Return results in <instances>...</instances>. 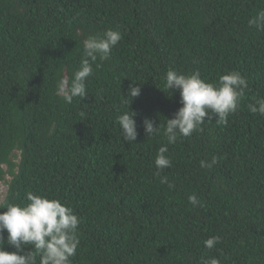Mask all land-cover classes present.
<instances>
[{
	"label": "trees",
	"instance_id": "trees-1",
	"mask_svg": "<svg viewBox=\"0 0 264 264\" xmlns=\"http://www.w3.org/2000/svg\"><path fill=\"white\" fill-rule=\"evenodd\" d=\"M262 9L264 0H0V212L29 192L67 204L81 219L71 264H264V116L247 108L264 98V30L248 25ZM108 28L123 39L93 65L88 96L65 103L58 81L79 68L83 40ZM170 70L209 83L240 73L248 87L227 126L206 120L167 145L165 119L181 106L164 88ZM130 85L141 94L127 144L117 117ZM145 117L158 135L147 138ZM165 145L171 190L154 166Z\"/></svg>",
	"mask_w": 264,
	"mask_h": 264
},
{
	"label": "clouds",
	"instance_id": "clouds-1",
	"mask_svg": "<svg viewBox=\"0 0 264 264\" xmlns=\"http://www.w3.org/2000/svg\"><path fill=\"white\" fill-rule=\"evenodd\" d=\"M249 27L255 26L264 30V9L249 19ZM123 39L119 30L106 29L102 34L90 35L83 40V51L79 68L71 79L61 78L57 83V95L65 103L71 104L75 97L81 100L88 96L86 81L93 73V65L97 68L109 59L112 49ZM99 61L100 63H97ZM248 84L240 73L232 71L219 77L218 82L209 83L201 78L199 71L191 74H178L174 70L166 73L164 88L173 94L179 92L178 110L172 118L165 119L163 125L167 145H173L179 137H189L201 129L206 120L221 126H227L230 115L237 112L240 101ZM141 94L139 86L130 85L127 90L126 102L128 110L117 117L120 127V138L131 144L137 140V113L130 110L131 101ZM171 97V96H169ZM249 112L264 116V98L255 99L247 105ZM142 125L147 136L159 134L160 123L150 118H143ZM167 145L161 146L156 154L154 166L156 176L161 184L174 189L167 176H161L165 169L172 166L167 155ZM217 158L201 161V167L211 169ZM27 203H9L6 211L0 212V264H71L80 245L79 226L81 219L74 210L59 199H50L32 192L26 194ZM188 202L193 207L202 206L196 195H190ZM7 233L5 239L4 233ZM220 242V238L212 236L203 242L206 249L211 250ZM5 245L15 251H5ZM30 249V251H26ZM202 264H220L217 258L202 259Z\"/></svg>",
	"mask_w": 264,
	"mask_h": 264
},
{
	"label": "rangeland",
	"instance_id": "rangeland-1",
	"mask_svg": "<svg viewBox=\"0 0 264 264\" xmlns=\"http://www.w3.org/2000/svg\"><path fill=\"white\" fill-rule=\"evenodd\" d=\"M9 180V177H6V181ZM7 186L4 184V182H0V202L3 200L5 196Z\"/></svg>",
	"mask_w": 264,
	"mask_h": 264
}]
</instances>
